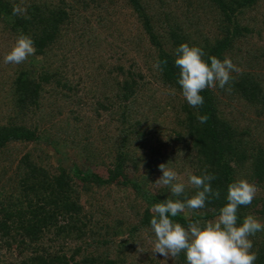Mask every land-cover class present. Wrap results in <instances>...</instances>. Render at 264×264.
I'll use <instances>...</instances> for the list:
<instances>
[{"label": "trees", "instance_id": "1", "mask_svg": "<svg viewBox=\"0 0 264 264\" xmlns=\"http://www.w3.org/2000/svg\"><path fill=\"white\" fill-rule=\"evenodd\" d=\"M17 5L29 18L13 13ZM123 9L140 31L123 44L141 52L143 65L119 52L89 66L92 77L70 75L68 64L80 66L90 46L103 47L100 35L117 33ZM21 33L33 38L36 53L0 77V264H186L183 252L172 258L153 251L150 207L175 198L154 183L161 164L186 176L185 197L196 191L189 174L206 168L216 175L211 183L220 197L173 218L185 227L214 222L227 185L240 179L257 186L240 217L264 219V121L241 123L231 110L237 101L264 116V0H0V34L14 44ZM182 42L202 47L205 59L230 57L242 70L233 73L232 91L205 89L204 104L191 107L174 65ZM156 59L167 61L162 72ZM157 88L168 91L165 100H152ZM101 119L102 126L92 124ZM96 126L103 152L90 140ZM81 135V164L57 165L38 146L29 148L42 140L61 153ZM146 151L152 155L145 159ZM121 188L126 194L118 198ZM250 239L254 264H264V231Z\"/></svg>", "mask_w": 264, "mask_h": 264}, {"label": "clouds", "instance_id": "2", "mask_svg": "<svg viewBox=\"0 0 264 264\" xmlns=\"http://www.w3.org/2000/svg\"><path fill=\"white\" fill-rule=\"evenodd\" d=\"M13 13L29 18L27 9L20 5L13 8ZM35 53L33 38L21 33L4 55L3 62L21 64ZM204 56L202 47L187 42L180 43L175 49L174 65L179 69L177 83L182 96L193 108L204 104L201 93L205 89L219 87L231 92L233 73L242 71L228 56L223 59L215 55L205 59ZM166 63V60L156 59L153 67L162 72ZM197 120L203 124L208 116L198 113ZM159 168L162 175L154 183L167 186L175 198H166L150 207L154 213L149 221L155 237L153 251L172 258L183 252L186 264H254L257 252L253 250L250 237L264 231V222L251 214L240 217L239 209L252 203L257 186L247 179L229 183L226 203L220 207L215 221L202 224L196 220L185 227L173 218L185 209H203L207 202L218 199L220 190L214 189L211 183L216 175L206 168L199 175L189 174L188 184L196 191L191 197H185L186 185L180 182L177 171L167 164H161Z\"/></svg>", "mask_w": 264, "mask_h": 264}, {"label": "rangeland", "instance_id": "3", "mask_svg": "<svg viewBox=\"0 0 264 264\" xmlns=\"http://www.w3.org/2000/svg\"><path fill=\"white\" fill-rule=\"evenodd\" d=\"M86 13L89 14V12H86ZM262 17H260V18H262ZM116 21L117 22H116L115 26L117 27V30H116L117 33H114L115 34L114 36H110V34L108 35L106 32L103 33L102 35H100V36L106 38V42L103 44V47L102 46L100 48L95 47V46L89 47L91 49H88L87 55L90 56L89 59H91V60H89L88 58L83 59V61H81L79 64L80 66L76 65V66L72 67V65L70 66L68 64V72L70 75L71 74L76 75V76L82 75L83 78L86 79V78H88L87 76L90 74L92 77L93 75H95V70H94L95 67H97L101 61L104 62L105 64H108L109 62L114 61L116 59V57H118L119 52H121V53L126 52L125 58L135 57V58H137V61L140 64V66L143 65V62H142L143 60L140 57L141 52L137 53L131 47H128V45L125 42H124L125 44H123V39L124 40L126 39V41H127L128 37L132 38L133 36L139 35V33H140L135 17L132 15L130 10L123 9V10H120L117 12ZM7 36L8 35H6V34H0V66L2 67L1 69L3 70L2 72H0V77H6V78H7V74L9 75V74L13 73L15 71V69L18 67V64H11V63H4L3 62L4 55L7 54L14 45V44H12V42H9L7 40ZM262 42L264 43L263 40H262ZM69 55H70V53H69ZM38 60L40 62L41 57H39ZM89 66H91V68H94V69H89ZM70 67H71V71H70ZM256 70L257 69H254V71H256ZM257 72H259V70H257ZM2 79L3 78H0V81ZM84 85L89 86L90 82H86ZM157 89H158V93L155 94V96H157V97H155L152 100H155V101H157V99H160L161 101L165 100L168 97L167 96L168 91L162 89L163 91L159 92V90H161V88H157ZM231 104L233 107V109H231V110L233 111V113H235V115L238 116L241 123H244L245 121H248V120H253V121L263 120L264 121V116L259 117V116L255 115L252 110H248V111L245 110L244 107L240 103H238L237 101L233 102ZM0 106H4V104L1 103ZM227 109H229V108H227ZM83 111H85V113L86 112L88 113L89 109L85 107ZM65 112L67 113V111H65ZM103 118H105V116H103ZM164 118L165 117L161 118V120L163 121ZM164 121L166 123V122L170 121V119L165 118ZM103 122H104V120L101 119V121H99V120L93 121L92 124H94V125L101 124V126H102ZM94 128L93 129L95 130V132L92 135H90V137L93 136L94 138L97 139V141L99 140L97 148L102 149L101 152H103V148H102L103 141L100 140V137L97 133V130L99 129V127L96 126ZM85 136H87V135H81L80 137L76 138V144L77 145L76 146H70L69 148H67V150L62 149L61 153L57 152L52 144H49V142L45 143L42 140H40L37 143V145L31 144L29 146V148L33 149V148L39 147V149L46 151V153L49 154V156H51V159H52L51 161L55 162V164H57V165H59V163L68 164L71 162L81 164V161H83V159H82V157H80V152H81L83 144H84L83 142L85 140L84 139ZM94 138H92V137L90 138V140L93 141V144H95L97 142L96 139H94ZM68 140H71V139H68ZM81 141H82V145L79 144ZM21 148H23V147H21ZM24 149H26V147H24ZM24 149H23V151H25ZM144 154H145V157H144L145 159L149 158L152 155V153L149 151L148 152L146 151V153H144ZM101 156L103 158H106L105 153H102ZM185 177L186 176H184V174L180 175L179 176L180 181H183L185 179ZM115 192H113V194H115ZM125 194H126V189H124V188H121L118 191V193L116 192V196L118 198L124 197ZM119 203H121V202H119ZM109 205H112V201H109ZM258 219H260L261 222H264V219H261V218H258ZM58 243L59 242H57V241L52 243L53 249H58V247L60 246V244H58ZM61 244L63 245V243H61ZM63 249H64V251L69 253V251H68L69 247L66 243H65ZM163 258L164 257H162V259ZM163 264H165V263H163Z\"/></svg>", "mask_w": 264, "mask_h": 264}]
</instances>
